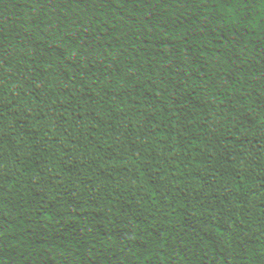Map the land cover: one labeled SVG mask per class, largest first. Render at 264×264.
Returning a JSON list of instances; mask_svg holds the SVG:
<instances>
[{
    "label": "trees",
    "instance_id": "trees-1",
    "mask_svg": "<svg viewBox=\"0 0 264 264\" xmlns=\"http://www.w3.org/2000/svg\"><path fill=\"white\" fill-rule=\"evenodd\" d=\"M263 39L264 0H0V129L55 144L51 200L88 194L52 259L264 264L241 216L262 133L231 79ZM237 78L264 126V47ZM48 162L0 136V264H50L71 223ZM247 216L264 248V173Z\"/></svg>",
    "mask_w": 264,
    "mask_h": 264
},
{
    "label": "water",
    "instance_id": "water-1",
    "mask_svg": "<svg viewBox=\"0 0 264 264\" xmlns=\"http://www.w3.org/2000/svg\"><path fill=\"white\" fill-rule=\"evenodd\" d=\"M263 47H264V39L262 41H260L258 44H256L251 50H249L237 62V64L235 65V67L232 70L231 79H232V83H233V87L235 89V92H236L246 114L251 119V121L255 124L257 129L262 133V141H261V145H260V149H259L258 169L256 171L255 176L246 185V188L244 191V197H243V209L241 212V216H242V220H243L246 228L248 229L249 233L251 234V236L253 237V239L255 240V242L257 244V247L259 249L260 255H261L263 263H264L263 245L261 243V240H260L255 228L253 227L252 223L250 222V220L248 219V216H247V209L249 208V202H250V199L252 196V192H253L256 184L262 178L263 173H264V126L257 119V117L253 113L252 109L250 108L249 104L247 103V100L245 99V97L243 95V92L241 90V87L239 85L238 78H237L238 70L246 63V61L251 56H253L255 53H257ZM0 136L5 138L11 144H13L14 146H16L17 148H19L23 151H26V152H42V153H45L49 156V162H48L46 169H45V175H46V179H47V187H46L45 197H44V201L48 206H55L61 200H63L65 197H67L73 193H79L82 195V199L74 211L71 223H70L67 231L64 233V235L59 240H57L55 243H53L52 245H50L48 248H46L43 251L44 258L50 264H59L58 262H56L54 259L51 258L50 254L52 251L56 250L59 246H61L67 240L69 235L71 234V232H72V230H73V228H74V226L78 220V217H79V215H80V213H81V211H82V209H83V207L86 204V201L88 199L87 191L84 188H82L81 186L71 187V188H68V189L60 192L53 200H51V191H52V173H51V170H52L53 165L56 162L57 155H58V150H57L55 144L50 143V145L53 146L55 149V151H53L50 147H47V146H30V145L23 144V143L19 142L18 140H16L15 138H13L10 134H8L7 132H5L1 129H0ZM20 190L22 193H28V191L25 190L24 185L20 186ZM40 204H41V201H38L36 203V205H35L36 209L39 208ZM99 251L100 252H111V253L115 254L118 257V259L124 264H139L138 263L139 256L130 247L125 248V255L120 254L118 251H116L115 249H112V248H103ZM164 264H180V263L169 262V263H164Z\"/></svg>",
    "mask_w": 264,
    "mask_h": 264
}]
</instances>
